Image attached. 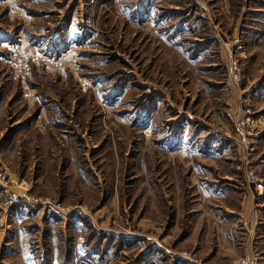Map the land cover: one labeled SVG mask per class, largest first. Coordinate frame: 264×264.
Masks as SVG:
<instances>
[{"label":"rangeland","instance_id":"obj_1","mask_svg":"<svg viewBox=\"0 0 264 264\" xmlns=\"http://www.w3.org/2000/svg\"><path fill=\"white\" fill-rule=\"evenodd\" d=\"M201 158L264 223V0H0V264H264Z\"/></svg>","mask_w":264,"mask_h":264},{"label":"crops","instance_id":"obj_2","mask_svg":"<svg viewBox=\"0 0 264 264\" xmlns=\"http://www.w3.org/2000/svg\"><path fill=\"white\" fill-rule=\"evenodd\" d=\"M189 164H196V167L200 170L202 167L205 168L204 175L196 177L197 173L194 172L191 175L194 174L198 181V185H192L194 186L197 205L202 208L207 202L205 206L207 209H202L201 212L199 211L201 208L198 207V211L195 212L196 218L193 221L191 219L190 222L200 220L202 216H206V219L209 218L213 222V227H207L206 237L210 232L212 237H216V239L214 238L215 240H222L225 243H229L232 248L246 249L248 251L253 250L257 240L264 237L263 234L261 235V233H264V223L259 221L261 219L258 220L253 215L251 201L249 199L243 200L244 197H241V193H237L240 190L236 186L237 183L235 181L229 182L231 181L229 180L230 178L227 177L223 184H220L224 179L223 177L211 179L212 174L208 176L211 170H208L209 167L204 164L202 158L196 161H190ZM258 166L261 167L264 165L258 164ZM208 184H211L210 188L207 187ZM244 193L248 194L246 190ZM240 199H242L241 205L239 204ZM230 201L232 204L237 203L238 208L229 207L232 204L223 206L220 203H229Z\"/></svg>","mask_w":264,"mask_h":264},{"label":"built area","instance_id":"obj_3","mask_svg":"<svg viewBox=\"0 0 264 264\" xmlns=\"http://www.w3.org/2000/svg\"><path fill=\"white\" fill-rule=\"evenodd\" d=\"M243 264H258V259H249L246 260Z\"/></svg>","mask_w":264,"mask_h":264}]
</instances>
